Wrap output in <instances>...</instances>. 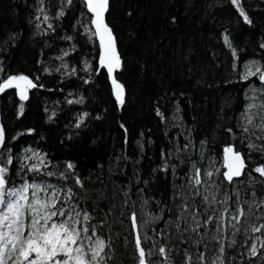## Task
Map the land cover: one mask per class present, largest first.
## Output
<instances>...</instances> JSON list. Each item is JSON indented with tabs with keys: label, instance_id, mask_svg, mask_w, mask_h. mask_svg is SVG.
Here are the masks:
<instances>
[{
	"label": "trees",
	"instance_id": "1",
	"mask_svg": "<svg viewBox=\"0 0 264 264\" xmlns=\"http://www.w3.org/2000/svg\"><path fill=\"white\" fill-rule=\"evenodd\" d=\"M243 5L253 18V25L237 24L238 12L227 0H110L107 21L113 26L119 51L125 60V69L119 70L122 74L117 78L126 86V104L119 107L110 94L106 71H95L99 51L96 37L89 39L82 27L77 25L74 29L70 26L77 23L81 12L85 13L82 22L87 23L90 14L83 8L81 0H74V11H69L56 29L59 37L72 35L73 41H63L52 33L32 36L33 26L27 20L35 6L34 0H0V37L9 31L22 30L15 46L5 50L0 45V56L4 58L0 77L23 72L34 81L38 77V82L45 85L29 91L23 115L18 114L20 98L15 88L0 93V122L5 125L8 146L14 153L26 147L42 150L53 161L54 166L49 165L52 171H62L67 160L77 164L76 173L85 183L83 189L74 187L84 198L83 206L94 217L91 223L97 224L100 235L111 240L109 264H136L137 253L128 219L132 207L124 204L128 198L126 189H130L131 200L136 201L138 218L137 187L143 188L146 198H153L150 200L152 209H156L157 204L164 208L163 219L155 225L157 231L169 232L170 225H165L168 209H171V223L175 222L177 209L173 204H179L180 200L176 198L173 202L172 196L176 191H188L190 177L186 173L191 164L188 168L178 164L175 172L161 167L153 173L161 162V148L167 152L174 143L183 146L190 141L194 147L185 150L181 159L195 161L203 171L208 169L212 159L220 164L224 146L232 143L244 153L249 166L244 176L232 183L222 178V167L218 174L220 190L215 191V195L220 199L227 191L234 197L232 189L239 188L243 196L253 186L247 183L248 172L256 178L259 189L260 174L255 172V166L264 163V156L255 149L250 151L247 140L234 137L227 129L242 132L240 114L247 103L249 85L255 82L261 86L264 82L258 77L248 81L234 79L229 70L228 50L217 39L223 29L228 28L235 46L246 53L241 57L238 70H241L243 60L260 58L258 43L264 36V0H243ZM172 16L177 18L175 23L170 22ZM69 43H75L78 48L64 57V61L74 65L77 74L61 79V72L44 73L37 61L49 68L61 67L57 57L60 49H67ZM85 61L90 62L93 69L87 72L92 76L87 84L81 79L86 78ZM81 94L86 98L84 104L68 102ZM177 100L179 113L175 111ZM157 104L164 113L163 119L155 111ZM52 111L56 116L52 120L46 119ZM85 111L90 113L87 127L73 128L78 114ZM121 124L127 128V141ZM27 128L35 131L28 133ZM252 131L256 133L254 142L259 145L263 133L257 129ZM11 136H17V139L12 141ZM201 141H207L203 149ZM168 162L177 163V158L170 157ZM137 176L149 183L138 182ZM44 179L64 183L59 177ZM67 183L72 186L71 178ZM100 220L105 221L103 226L97 223ZM254 220L255 217H250L248 223ZM211 227L199 246L192 243L199 239L196 233H185L182 242L174 228L170 238L159 239L166 243L175 264L183 261L185 248L195 256L197 247L204 250V245H207L206 256L210 261L217 254L219 244L210 238ZM246 234L244 230L238 231L235 244L229 247L233 234L230 229L222 233L225 264H240L238 257L242 253L246 255L248 247ZM142 243L145 247L150 246L149 241ZM153 260L160 264L163 257L157 254Z\"/></svg>",
	"mask_w": 264,
	"mask_h": 264
},
{
	"label": "snow or ice",
	"instance_id": "2",
	"mask_svg": "<svg viewBox=\"0 0 264 264\" xmlns=\"http://www.w3.org/2000/svg\"><path fill=\"white\" fill-rule=\"evenodd\" d=\"M227 2L238 12L237 24L253 25V18L244 7L243 0H227ZM81 4L90 13L87 16V23L82 22L85 13L81 12L77 23L70 26L74 29L77 25L82 27L89 39L98 37L99 66L95 68V71L106 69V79L110 81V94L114 97V103L123 107L126 104L127 90L125 84L117 77L122 74L118 70L125 69V60L118 49L113 26L106 19L110 0H81ZM34 5L27 20V23L33 26L32 36L52 33L63 41L75 39L74 36L68 34L61 38L56 30L67 13L74 11V0H34ZM176 21L175 16L170 17L171 23ZM89 25L94 27H89ZM21 33L22 30L7 32L4 37H0V45L8 50L18 43ZM217 39L221 40L228 50L229 70L234 79L248 81L250 77H258L259 81L264 82V36L258 43L260 58L253 57L243 60L242 70H238V65L241 57L246 53H242L235 46L231 31L224 28ZM77 48L78 45L75 43H69L67 49H60V56L57 59L61 61V67L53 69L44 66L41 61L37 63H41V70L44 73L53 70L61 72V79L69 75L74 76L78 69L65 62L64 57L76 52ZM3 59L0 56V72L4 70ZM83 67L86 70V78L81 79L87 84L92 80V76L87 75V72L93 69L88 61L83 63ZM13 87L20 98L18 114L23 115L24 102L29 100V91L44 88L45 85L38 82V77L34 81L30 75L23 72L0 77V93ZM249 91L252 95L247 97V103L244 104V110L240 114L242 123L239 126L242 132L235 133L233 128H228L227 133L234 137H243L247 140V147L250 151L255 149L264 156V134L260 137L261 143L257 145L253 139L256 133L252 131L260 129L264 133V85L258 89L249 85ZM85 99L81 94L74 96L68 102L75 101L84 104ZM45 111L47 112V109ZM155 111L162 119L164 118L159 104ZM175 111L179 113V100L175 102ZM55 116L56 112L52 111L46 119L52 120ZM89 116L90 113L86 111L79 113L73 128L87 127L86 121ZM120 127L124 130V139L127 141V128L123 124ZM34 131L33 128L26 129L28 133ZM17 135L20 134L17 133ZM16 139L17 136L10 137L12 141ZM200 143L203 149L207 141ZM190 147L194 146L189 141L183 146L174 143L167 152L161 148V162L157 168L152 170L155 173L162 167L165 170L171 168L175 172L178 164H183L185 168H188L189 163L191 164V169L186 173L190 177L187 181L188 191L173 193V202L179 198L180 203L173 204L177 209L174 223H171V209H168L169 218L165 221V225H170L168 233L164 229L157 231L155 227L156 223L163 219L164 208L157 204L156 209H152L150 200L153 198H146L143 195V188L137 187L136 195L140 200V217L138 218L136 201L131 200L130 189L125 190L128 198L124 200V204L132 207L128 219L137 253L136 264H156L153 256L157 254L163 257L160 264H175L166 243L159 239L160 237L170 238L172 228L176 230L182 242L185 241V233H196L199 239H194L192 243L199 246L203 243L209 228L214 225L211 227L210 238L219 242L217 254L210 261L206 256L207 245H204V250L197 247L195 256L185 248L181 264H193V261L195 264H225V244L222 233L231 230L233 234L229 244L231 247L235 244V234L240 231L242 224L245 225L243 230L246 233H264V163L255 166V172L260 174L259 189L256 186V178L248 172L247 183L253 185L250 191L246 190L242 196L239 188H233L234 197L225 191L221 198L217 199L213 192L214 190L218 192L220 189L213 175L214 172H219V169L208 168L202 171L196 166L195 161L186 162L181 159V155ZM173 156L177 158V163L169 164V158ZM223 163L226 170L221 173V176L229 182H233L234 177H240L246 168L245 155L232 143L226 144L223 148ZM49 165H53V161L47 153L38 148L26 147L14 153L6 140L5 125L0 122V264H109V258L112 255L111 240L100 235L97 224L91 223L94 217L83 206L84 198L74 187L78 186L79 189H83L85 183L76 173L77 164L72 160H67L64 162L62 171H52ZM34 176L36 178H33ZM44 177H59L64 182L63 186L59 183H48ZM69 178L72 180V186L67 183ZM136 180L144 185L149 183L148 180L141 181L139 176ZM202 189L204 194H202ZM250 217H255V220L249 224ZM97 223L103 226L105 221L100 220ZM182 224L185 226L182 227ZM143 241H149L150 246L145 247ZM245 244L248 247L245 249L246 255L242 253L238 257L240 264H244L246 259L247 264H264V235L254 236L251 241L245 240ZM173 248L175 249L174 245Z\"/></svg>",
	"mask_w": 264,
	"mask_h": 264
},
{
	"label": "rangeland",
	"instance_id": "3",
	"mask_svg": "<svg viewBox=\"0 0 264 264\" xmlns=\"http://www.w3.org/2000/svg\"><path fill=\"white\" fill-rule=\"evenodd\" d=\"M243 67V66H242ZM241 70H242V68H241ZM253 77H250L249 79H252ZM251 86H253V87H255V88H259L260 86L259 85H257L255 82L251 85ZM14 88V87H13ZM250 95H252V93L250 92V91H248V94H247V97L248 96H250ZM257 130H259L260 132H261V130L260 129H257ZM264 134V133H263ZM223 167V158H222V161H221V163L219 164V162H215V160H211L210 161V163H209V167L208 168H214V169H219V172H214V175H213V179H215L216 180V182H217V184H220L221 185V182L219 181L220 179H219V176H218V174L220 173V171H221V168ZM48 183H53V184H57V183H59V182H55V181H51V180H48V179H45ZM59 184H61V183H59ZM61 186H63L62 184H61ZM213 194H215V190H214V192H213ZM216 197H217V199H218V197L219 196H217L216 195ZM213 207H216V205H213ZM245 225H241V228H240V231L241 230H243V227H244ZM249 234V233H248ZM246 234L245 236L247 237V240L248 241H251V239L254 237V236H257V235H263V233H253V234Z\"/></svg>",
	"mask_w": 264,
	"mask_h": 264
},
{
	"label": "water",
	"instance_id": "4",
	"mask_svg": "<svg viewBox=\"0 0 264 264\" xmlns=\"http://www.w3.org/2000/svg\"><path fill=\"white\" fill-rule=\"evenodd\" d=\"M110 9V8H109ZM90 14V13H89ZM107 16H108V13H106V19H107ZM92 27H94V26H92ZM96 39H97V41H98V43H99V40H98V37H96ZM119 49V48H118ZM105 71H106V69H104ZM119 71V70H118ZM238 150V149H237ZM239 151H241V150H239ZM242 152V151H241ZM243 153V152H242ZM244 154V153H243ZM222 156H223V154H222ZM245 161H246V168H245V171H244V173L240 176V177H234V181L235 180H239V179H241L243 176H244V174H245V172H246V170H247V168H248V162H247V159H246V157H245ZM223 169H224V171L226 170V168H225V166H224V163H223ZM226 180V179H225ZM227 181V180H226ZM233 181V182H234ZM227 182H229V181H227ZM229 183H232V182H229Z\"/></svg>",
	"mask_w": 264,
	"mask_h": 264
},
{
	"label": "bare ground",
	"instance_id": "5",
	"mask_svg": "<svg viewBox=\"0 0 264 264\" xmlns=\"http://www.w3.org/2000/svg\"><path fill=\"white\" fill-rule=\"evenodd\" d=\"M99 66V65H98ZM102 70V69H101Z\"/></svg>",
	"mask_w": 264,
	"mask_h": 264
}]
</instances>
